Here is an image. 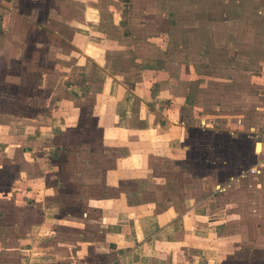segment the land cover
Masks as SVG:
<instances>
[{"label":"rangeland","instance_id":"374dc122","mask_svg":"<svg viewBox=\"0 0 264 264\" xmlns=\"http://www.w3.org/2000/svg\"><path fill=\"white\" fill-rule=\"evenodd\" d=\"M117 3L131 4V8L127 5L124 10L128 25L125 33L109 25L110 37L117 45H127L132 65L138 66L136 59L132 61L137 53L151 56L152 51L153 54L163 51L164 61L178 64L176 67L185 73V84L191 82L193 104L183 113L191 132L190 139L182 144L187 148H168L169 134L158 132L154 122L145 126L143 143L124 137L122 131L115 133L113 124L95 120L92 115L94 102L104 100H90L92 86L88 85L85 91L72 90L78 99L87 100L69 106L71 122L54 123L60 129L54 148L61 157L47 164V174L42 172V179L35 182L45 197L30 201L31 211L2 198V192L11 189L7 182L25 167L12 168L16 164L11 159L20 160L21 150L11 149L5 160L0 159V165L7 166L0 171V201H3L0 264H107L110 258L105 255L103 241L108 237L101 227L109 219L104 200L113 195H122L130 209L141 205L164 209L185 201L207 207L210 214L201 222L211 223L208 231L213 232L203 239L208 238L205 241L214 245L215 256L223 264H264V189L258 188L252 177L232 184L233 178L257 160L252 124L241 126L235 116L242 111L238 104L251 113L253 104L249 100L262 95L263 91L256 86L259 83L252 82L251 68L256 64L231 56L236 48L225 42L229 35L235 37L238 30L242 32L241 23L252 17L250 10L244 11L247 5L238 0H117ZM225 20L228 24H224ZM245 30L243 33L249 28ZM55 45L60 49V43ZM64 51L69 52L55 48L54 56L60 59ZM131 63H126L129 69ZM192 67L196 74L191 73ZM55 74L47 90L9 88L12 84H8L2 92L12 99L0 109L36 117L52 116L57 102L69 99L68 91L56 82L59 75ZM24 79H31L30 84L35 85V80L39 82L41 77L27 75ZM94 82L97 89L99 82ZM48 96L51 106L47 103ZM18 99L21 105L16 104ZM243 99L249 101L244 106ZM221 102L222 109L216 106ZM77 109L82 112L76 114ZM226 115L234 117L220 118ZM210 116L219 119L214 122ZM5 125L2 131L6 137H12L20 123L9 121ZM39 167L37 162L34 169ZM37 172L41 174L40 170ZM41 181L49 186L48 190ZM259 197L262 204L255 208L254 201ZM47 208L53 213L52 221L39 231Z\"/></svg>","mask_w":264,"mask_h":264},{"label":"crops","instance_id":"0c3cea01","mask_svg":"<svg viewBox=\"0 0 264 264\" xmlns=\"http://www.w3.org/2000/svg\"><path fill=\"white\" fill-rule=\"evenodd\" d=\"M238 2L247 5L244 11L249 9L251 12L252 17L247 18V23H241L249 30L243 33L246 30L242 28V32L238 30L235 37L229 35L230 38L224 41L236 48L231 56L249 59L247 62L256 64L251 68L252 82L259 83L256 86L263 91V97L249 100L253 104L251 113L245 112L244 103L249 101L242 100L244 108L238 104V108H242L235 114L239 125L252 124L253 151L257 160L233 178L232 184L252 177L257 187L264 189V0ZM127 5L117 3V0H0V106L12 99L2 92L8 84H12L9 88L47 90L54 73L59 75L56 82L68 91L66 95L69 98L57 102L52 116L36 117L0 109V159H4L11 149H20V160L11 159L16 164L12 168L16 170L25 166L23 170L20 168L19 175L15 173V178L7 182L11 189L2 192L4 200H13L16 206H25L31 211L30 201L45 197L35 182L42 179V172L47 174V164L59 161L61 157L54 148V139L60 134L54 123L72 121L69 106L83 101L81 99L87 100L83 97L78 99L72 93L77 88L85 91L91 85L93 93L90 100L104 99L94 102L92 115L95 120L113 124L115 133L122 131L124 137L143 143L146 127L154 122L158 132L169 134L168 148H187L182 144L190 139L191 132L183 113L190 103L193 104L191 82L185 84V73L181 67H176L178 64L164 61L163 51H154L155 54L152 51L151 56L137 53L132 61L136 59L138 66L132 65L129 61L132 53L126 50V44L117 45L110 37L109 28L111 25L126 32L128 15L124 10ZM228 22L225 20L224 24ZM236 24L240 25L239 20ZM56 43H60V49ZM55 48L61 51L65 48L69 52H61L58 59L54 56ZM126 63H131L132 68L129 69ZM191 71L193 74L197 72L193 67ZM237 71L241 72L240 69ZM27 75L39 76L41 80H35L36 84L31 85V79H24ZM6 80L11 83H6ZM94 80L99 82L97 89ZM49 99L50 96L47 103L51 106L52 100ZM16 104L21 105V99ZM216 106L222 109L223 102ZM77 111L76 114L81 110ZM210 117L214 122L219 119ZM233 117L226 115L220 118L231 120ZM9 121L20 123L12 137H6L2 131ZM41 145L44 149L40 148ZM37 162L40 169L35 170ZM6 169L7 166L0 167L2 172ZM41 182L48 190L49 186ZM261 200L259 197L254 201L255 208L262 204ZM104 201L105 212L109 215L108 223L101 227L106 229L108 237L103 241L105 255L110 258L107 264H223V260L213 252L216 251L214 245L205 241L208 240L205 237L213 232L208 231L211 223L206 224L207 220L201 222L210 214L207 207L201 208L199 204L185 201L164 209L146 205L130 209L122 195L109 196ZM52 216V211L47 208L39 231L45 228L46 222L52 221Z\"/></svg>","mask_w":264,"mask_h":264}]
</instances>
